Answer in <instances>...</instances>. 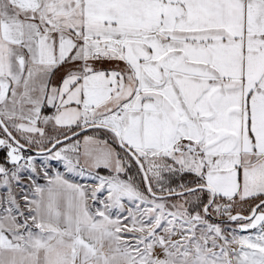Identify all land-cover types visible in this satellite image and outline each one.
I'll return each instance as SVG.
<instances>
[{
    "label": "snow or ice",
    "instance_id": "1",
    "mask_svg": "<svg viewBox=\"0 0 264 264\" xmlns=\"http://www.w3.org/2000/svg\"><path fill=\"white\" fill-rule=\"evenodd\" d=\"M0 264H264V0H0Z\"/></svg>",
    "mask_w": 264,
    "mask_h": 264
}]
</instances>
